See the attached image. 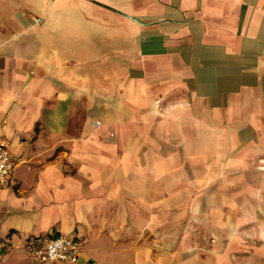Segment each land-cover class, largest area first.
I'll return each mask as SVG.
<instances>
[{
  "label": "crops",
  "instance_id": "0c3cea01",
  "mask_svg": "<svg viewBox=\"0 0 264 264\" xmlns=\"http://www.w3.org/2000/svg\"><path fill=\"white\" fill-rule=\"evenodd\" d=\"M0 132V264H36L26 242L58 234L78 264H204L157 252L140 207L169 204L176 160L264 190V0H0ZM239 252L206 264H264Z\"/></svg>",
  "mask_w": 264,
  "mask_h": 264
},
{
  "label": "rangeland",
  "instance_id": "374dc122",
  "mask_svg": "<svg viewBox=\"0 0 264 264\" xmlns=\"http://www.w3.org/2000/svg\"><path fill=\"white\" fill-rule=\"evenodd\" d=\"M94 125L99 128L101 123L95 120ZM141 129L139 128L140 133ZM176 161V165H170L173 173L167 179L171 184L169 204L163 206V200H159L157 196L154 208L140 207V214H153L154 211L156 215L157 252L186 245L189 262L199 257L196 253L203 252L206 264L210 262L207 259L213 249L224 253L227 248L235 246L241 248L239 257L254 258L258 248L264 247V190L259 189L261 182L252 186L243 185L241 191L240 189L236 192L224 191L222 187L226 186L227 182L231 186L234 185L235 176L222 173L214 176L197 174L200 170L195 168L194 160H188L187 165L185 160H182L181 166L180 161ZM180 167L187 168L188 174L185 176L180 174ZM23 172L25 167L19 168L15 176H20ZM253 177L259 179V176ZM253 177L252 180L255 181ZM208 181L211 185H207ZM202 183L205 186L204 190ZM241 183L243 184V180ZM233 194L236 197L241 196L246 205H242L243 203L237 207L218 205L219 200L233 197ZM161 198L164 199L163 196ZM197 198L201 200L197 201ZM166 199L169 197L166 196ZM212 201L213 204H210ZM238 232H242L245 238ZM251 264H256V261L252 259Z\"/></svg>",
  "mask_w": 264,
  "mask_h": 264
},
{
  "label": "built area",
  "instance_id": "2783aa9c",
  "mask_svg": "<svg viewBox=\"0 0 264 264\" xmlns=\"http://www.w3.org/2000/svg\"><path fill=\"white\" fill-rule=\"evenodd\" d=\"M14 168L9 145L0 136V188L7 186ZM25 250L35 259L36 264H78L82 245L74 236L58 234L44 243L30 239L25 244Z\"/></svg>",
  "mask_w": 264,
  "mask_h": 264
}]
</instances>
